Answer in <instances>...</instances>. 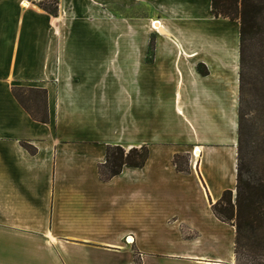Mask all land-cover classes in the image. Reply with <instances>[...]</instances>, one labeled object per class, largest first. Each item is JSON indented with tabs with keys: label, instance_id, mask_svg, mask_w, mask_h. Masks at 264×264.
I'll return each instance as SVG.
<instances>
[{
	"label": "crops",
	"instance_id": "crops-1",
	"mask_svg": "<svg viewBox=\"0 0 264 264\" xmlns=\"http://www.w3.org/2000/svg\"><path fill=\"white\" fill-rule=\"evenodd\" d=\"M143 1L59 0L51 16L0 0V264L51 245L105 264H234L235 228L212 205L237 186L240 24L216 18L212 0L111 11ZM16 87L47 92V124ZM109 146H147L146 165L102 182ZM156 226L174 229L176 251L144 241Z\"/></svg>",
	"mask_w": 264,
	"mask_h": 264
},
{
	"label": "trees",
	"instance_id": "trees-1",
	"mask_svg": "<svg viewBox=\"0 0 264 264\" xmlns=\"http://www.w3.org/2000/svg\"><path fill=\"white\" fill-rule=\"evenodd\" d=\"M259 1V2H258ZM261 0H212V13L216 18L228 19L240 23V72H239V128H238V165L237 186L235 193L227 190L220 200L212 205L214 215L223 223L235 228V257L237 264H256L264 258V169L257 177H249L252 155L249 141V129L252 124L250 99L245 96L250 92L252 82L248 75L250 59L248 48L255 38L260 26V15L264 10ZM264 3V2H263ZM44 12L57 16L59 0H45L39 4ZM202 75H208L205 67H199ZM13 95L19 104L42 124L49 122L47 92L42 89L13 88ZM28 93L29 95H25ZM32 102L35 106L29 103ZM36 107L37 115L32 111ZM253 127V128H252ZM252 131V130H251ZM31 153L35 150L25 146ZM149 157V148H132L126 151L121 146H109L106 151V162L99 166V176L104 182L120 175L125 166L143 168ZM176 167L184 173L176 158ZM250 256L252 258H250Z\"/></svg>",
	"mask_w": 264,
	"mask_h": 264
},
{
	"label": "rangeland",
	"instance_id": "rangeland-1",
	"mask_svg": "<svg viewBox=\"0 0 264 264\" xmlns=\"http://www.w3.org/2000/svg\"><path fill=\"white\" fill-rule=\"evenodd\" d=\"M42 1L45 0H41L40 2H37L35 0H29V3L39 7V4ZM261 1L264 2V0ZM163 2H165L166 4L169 3L167 0H164ZM263 2L260 3L264 7ZM137 4H134L132 7H130L131 6L130 4H126V6L123 5L122 7L111 6V11L116 16L121 14L125 18L134 17L135 11L139 13H143L145 15L146 13L147 15H151L152 13H154L152 9H155V7L151 6L149 0H145L143 1V3L139 2V4L138 5ZM259 29L260 30H257L255 38L248 48V52H249L248 56L250 59L248 75L251 78V82L253 84L251 86L252 90H250V92H248L247 95L245 96V98L247 100L250 99L251 102V105L249 104L248 107H246L245 105V110L247 111V108L251 110V115L249 118H252L253 121L252 124H254V128L252 127L253 129L251 128L249 129V133L251 132V134H249V141H250L249 143L251 147L250 152H252V149L254 148V153L252 155L251 168L249 173L250 178L259 176L262 173V170L264 169V10L260 15ZM155 39H156V35H152L149 38V43L151 44V46H153L154 43H156ZM107 43L112 44V39L107 38ZM127 43H132V44L134 43V35L128 36ZM25 95H29V94L25 93ZM239 99H240V93H239ZM30 104L35 106L32 102ZM32 109L34 114L37 115L36 107H32ZM144 231H146L144 232L143 235L144 241L150 242L149 243L150 247H152V249L156 251V254L166 255L169 252L176 251L177 248L180 246L176 242L175 235L171 233L174 232V229L169 226H161V227L156 226L154 228L148 230L146 229ZM1 239L2 238L0 237V240ZM234 247H235V242H234ZM32 248L33 247L31 246V257L29 264H105L108 261L106 259H100L98 260V262L91 261L89 257H85V259L87 260L85 261L83 255V252L85 251H80L78 249H70V248L69 249L67 248L68 250L64 251V249L59 245L56 246L51 245L48 248L46 247L45 250L41 248L40 250L37 251L36 250L33 251ZM122 248L124 251L131 253L132 258L134 259L133 255L136 253V251L134 249V246L129 244V242H127V239L124 241ZM34 255H38L40 256V258H35ZM250 258L252 257L250 256ZM233 262L234 264H237L235 256ZM256 264H264V258L260 257L259 261Z\"/></svg>",
	"mask_w": 264,
	"mask_h": 264
},
{
	"label": "bare ground",
	"instance_id": "bare-ground-1",
	"mask_svg": "<svg viewBox=\"0 0 264 264\" xmlns=\"http://www.w3.org/2000/svg\"><path fill=\"white\" fill-rule=\"evenodd\" d=\"M154 28L156 29V30H158V27H156V26H154ZM193 153H195L196 154V157L198 158L199 157V155H200V151L197 149H194V151H193ZM128 242L129 243H132V241L130 240H128Z\"/></svg>",
	"mask_w": 264,
	"mask_h": 264
},
{
	"label": "built area",
	"instance_id": "built-area-1",
	"mask_svg": "<svg viewBox=\"0 0 264 264\" xmlns=\"http://www.w3.org/2000/svg\"><path fill=\"white\" fill-rule=\"evenodd\" d=\"M35 1L40 2L41 0H35ZM196 150H197V149H196ZM192 157H193V158H197L195 153L192 154Z\"/></svg>",
	"mask_w": 264,
	"mask_h": 264
}]
</instances>
